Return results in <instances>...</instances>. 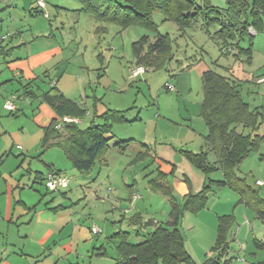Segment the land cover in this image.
Wrapping results in <instances>:
<instances>
[{"label": "crops", "instance_id": "obj_1", "mask_svg": "<svg viewBox=\"0 0 264 264\" xmlns=\"http://www.w3.org/2000/svg\"><path fill=\"white\" fill-rule=\"evenodd\" d=\"M76 1L80 4L79 11H81V2ZM17 3H21L24 13L28 8L31 15L44 16V10L39 8L35 0L0 2V264H85L87 257L89 260L95 256L107 257L108 241L115 246L112 254L113 260L107 263L118 264V239L115 236L122 231L123 224L119 222L124 221L125 216L118 218V221L115 218L111 229L107 224L105 229L101 227L102 232L99 235H94L91 231L94 226V223L90 222L91 217L86 219L78 216L72 199L65 191L71 186L53 195V192L47 190L45 179L50 171H58L75 179L80 185L87 180H92L90 174L94 173L98 162H101L102 166L109 165L107 154L110 152L111 143L117 136L114 127L122 123L114 124L115 139L111 141L110 147L97 160L89 173H81L74 169L61 148L51 147L47 150L42 148L45 129L53 121L59 119L55 109L45 100V94L51 89L56 87L66 99L85 110V114L79 118L78 125L81 128H87L93 121L102 123L101 116L113 109L102 107V98L99 95L103 87L97 84V81L93 82L96 79L91 80L90 78L88 83H82L81 75L85 72L84 65L80 66L77 72L70 73V62L64 55L65 46L58 43L53 28L38 26L34 32L33 29L25 27L23 22L26 17L23 19L20 9L15 8ZM43 18L50 19L51 16L49 14V17L44 16ZM5 26L8 27L5 29ZM250 32L254 34L256 31L250 29ZM176 58L174 54V59ZM189 59L188 57L187 60ZM176 62L179 69L183 71L181 74L172 76L174 90L171 91L165 87L167 92H171L163 96L167 99V104L162 105L159 101L149 109L153 123L155 122L156 136L149 134L148 139L153 142H140L141 151L131 162H140L154 157L158 164L156 180L149 179L148 184L151 190L160 194H163L161 190L152 187L151 182L158 181L169 188L171 195L163 194V196L170 204L171 210L174 203L183 204L186 196L196 193H194L190 178L184 175L181 179L177 175V165L172 163L164 152L160 154L154 152L153 145L168 146L174 153L179 152L183 156L185 151L209 152L206 140L209 128L202 117L203 85L202 93L197 94V97H192L191 91L193 76L202 82L204 73L211 68L203 58L200 60L195 58L194 61H187L186 64L178 58ZM89 67V70L94 69L96 64ZM132 67H135V61ZM262 75L264 74L250 76L243 68L240 73L235 74L234 72L231 77L240 85L243 94L244 87L250 81H255L258 86L264 85V83H258ZM93 78H95L94 75ZM253 78L256 80H250ZM92 83L95 89L92 88ZM75 87L77 96L73 91ZM88 87L93 93L91 96L88 95ZM249 91L251 90L248 89ZM12 95H16V109L10 112L5 108V103ZM171 100L176 103L175 108L171 107ZM263 105L262 102L261 106L256 107H264ZM137 117L138 121H143L140 115ZM128 140H132V143L136 141L134 138ZM120 152L123 153V151ZM169 155H172L170 151ZM210 155L214 154L209 152ZM65 157L71 167L64 161ZM185 159L187 160L186 157ZM78 173L81 175L79 176ZM162 174L166 176V179H160L159 175ZM82 175H87L86 179ZM169 178H173V181ZM206 184L208 183L206 182L204 186ZM215 189L213 188L208 195L206 208H209V200ZM135 195L138 197L135 198ZM78 197L81 198V196ZM85 197L87 200L89 194ZM142 199L144 200L143 197L140 199L133 189L130 190L131 206ZM169 220L170 213L166 222ZM148 221H152V224L146 226ZM128 223L134 228L137 238L141 237L142 233H148L149 229H152L150 232L154 231L156 225L162 224L149 216H144L140 211L131 216ZM249 224L252 225V222ZM232 232L231 229L230 250L226 258L228 261H231L233 257H240V252H232ZM187 251L193 258L194 264H205L207 257L215 255L206 246H203L200 252L195 250L192 253L188 248ZM202 254L204 258H201Z\"/></svg>", "mask_w": 264, "mask_h": 264}, {"label": "rangeland", "instance_id": "obj_2", "mask_svg": "<svg viewBox=\"0 0 264 264\" xmlns=\"http://www.w3.org/2000/svg\"><path fill=\"white\" fill-rule=\"evenodd\" d=\"M228 1L211 0L215 6L221 8L227 7ZM46 3V11L50 14V19H45L40 14L31 15L28 8L24 13L21 3H17L15 8L20 9L23 19L26 17L23 24L28 29H33L35 32L38 26L53 28L58 43L65 46L64 55L69 59L70 73L77 72L79 67L84 65L85 72L81 75L82 83H88L90 78L91 80L96 79L93 82L97 81V84L103 87L99 95L102 98V107L127 111L125 117L130 121L114 127L117 136L111 143L110 152L107 154L109 165L102 166L101 162H98L94 173L90 174L92 180H87L83 185L69 177L71 188L65 191L72 199L78 216L86 219L91 217L90 222L94 223V226L105 229L108 224L111 229L115 218L118 221V218L125 216V220L119 222L123 224L121 230L130 234L131 242L140 243L144 240L143 236H146V233H142L143 236L137 238L134 228L128 223L129 218L140 211L144 216L164 223L169 219L171 207L163 194L151 190L148 184L149 179H155L158 170L154 157L140 162H131L141 151L140 142H153L148 139V136L149 134L156 136L155 122L153 123L149 109L159 101L162 105L167 104V99L163 96L171 92L166 91V84H174L172 76L181 74L183 71L177 66L176 59L180 58L186 64L187 61H194L195 58L197 60L203 58L211 69L227 77H231L234 72L235 74L240 73L243 68L247 70L248 75L258 76L264 74V30L260 33H252L254 36L253 49L256 50V54L253 53L252 61L248 62V59L238 57L234 52L229 55L223 54L216 41L207 36L202 27L201 18L193 28L187 30L185 36H182L177 25L173 22H164V15L157 11L153 16L154 21L159 25L161 34H169L176 41L174 54L177 58L164 69H147L140 78L133 79L130 73L135 61L132 44L144 35L154 37L153 32L138 25L122 27L115 23L99 21L92 14L79 11L81 6L76 0H46ZM7 27L5 26V29ZM217 30L218 27L211 29L213 33ZM242 45L248 46V42L243 41ZM188 57L189 60H187ZM92 64L93 66L96 64V67L89 70ZM262 77L264 75L260 76ZM192 80V97H197V94L202 93V82L194 76ZM250 80H256V78ZM91 86L95 89L93 83ZM248 89L251 91L248 92ZM73 91L76 95V87ZM92 94L88 87V95ZM243 95L252 107L261 106L262 102L264 103V85L258 86L255 81H250L244 87ZM171 101V107L175 108L176 103ZM137 115H140L143 121H138ZM239 130L246 134L250 133V130H244L242 127H239ZM258 134L264 135V124ZM130 138L136 141L131 142V146L125 152L122 153L115 148L116 142ZM165 147L159 144L153 145L152 150L159 154L164 152L166 157L177 165V175L181 179L184 175L190 178L194 193L200 192L210 179L223 178L220 170L206 175L179 152L174 153L168 146ZM169 151L172 155H169ZM64 159L71 167L67 158ZM209 160L213 163L214 155H210ZM236 172L239 176L247 178V182L264 198V141L257 151L251 152L241 162ZM78 175L81 174L78 173ZM82 177L86 179L87 175H82ZM169 180L173 181V178ZM258 181L262 184L258 185ZM131 189L140 196V199L143 197L144 200L131 206L129 201ZM213 192L209 200V208L202 210L199 215L186 212L181 220L180 229L187 248L193 253L195 250L200 252L202 247L206 246L212 252L217 242L219 217L232 216L234 224L231 248L234 253L240 252V257H233L229 264H256L262 261L264 249H257L253 240L254 238L264 239V222L256 218L253 209L241 202L240 196L232 189L216 188ZM56 193L53 192V195ZM86 194H89L87 200ZM127 209L130 210L127 212ZM249 222H252V225ZM151 230L149 229V232ZM114 246L108 241L106 245L108 256H95L90 260L87 257L85 264H109L107 261L113 260ZM204 257L202 254L201 258ZM220 264H224V259Z\"/></svg>", "mask_w": 264, "mask_h": 264}, {"label": "trees", "instance_id": "obj_3", "mask_svg": "<svg viewBox=\"0 0 264 264\" xmlns=\"http://www.w3.org/2000/svg\"><path fill=\"white\" fill-rule=\"evenodd\" d=\"M81 11L92 14L104 23H115L122 27L142 26L155 35H144L132 44L135 66L148 70H160L169 66L174 60L176 41L169 34H161L159 25L154 21V13L159 11L165 22L177 25L182 36L187 30L202 19L206 34L216 41L223 54H232L251 62L254 53V36L264 30V0H229L227 7L215 6L211 0H79ZM218 27L214 33L211 29ZM247 41L248 46L242 42ZM204 99L202 117L209 128L206 137L209 152L214 154L215 161H209V152H183L187 160L196 168L210 175L222 171L223 179L211 180L196 194L185 197L183 204L174 203L170 220L156 225L152 232L146 233L144 240L133 243L128 232H118V264H194L186 248L185 239L180 229L181 220L186 212L198 214L206 208L208 195L213 188L228 187L235 191L241 202L255 212L256 218L264 222V198L248 182L247 178L237 174L236 168L253 151L259 149L264 135L258 134L264 124V107L253 108L245 100L240 85L232 78L219 74L214 69L202 77ZM45 100L55 109L59 119L45 129L42 148H61L74 169L89 173L97 160L110 147L115 139V123L129 122L125 112L108 110L101 116L102 123L93 121L87 128L78 123H65L57 128L63 117L80 118L85 114L73 101L66 99L55 87L45 94ZM250 130L246 134L240 131ZM132 140L119 141L115 147L126 151ZM161 180L165 175H159ZM151 186L160 189L167 196L169 188L158 181ZM152 221L146 222V226ZM232 216L219 217L216 245L205 264H229L226 260L229 250V235L233 227ZM257 249H264V239L254 238ZM256 264H264V259Z\"/></svg>", "mask_w": 264, "mask_h": 264}, {"label": "built area", "instance_id": "obj_4", "mask_svg": "<svg viewBox=\"0 0 264 264\" xmlns=\"http://www.w3.org/2000/svg\"><path fill=\"white\" fill-rule=\"evenodd\" d=\"M8 0H0V2H7ZM37 5L39 6L40 9L44 10L43 14L45 17H49V13L46 11V1L45 0H35ZM147 71V69L143 66H135L132 67L130 69V73H131V78H137L143 74H145ZM258 83H264V77L260 78L258 80ZM166 88L168 90H174L175 87L173 84L167 83L166 84ZM15 100H16V95H12L11 97H9L6 100L5 103V108L10 111L13 112L16 109L15 106ZM80 119L79 118H75V117H63L60 121V123L57 125V128H61L63 124L65 123H79ZM19 148H21L20 146H18ZM70 178L58 171H50L47 175H46V179H45V185L48 191L50 192H58L62 189H66L70 186ZM258 185H261L262 183L260 181H258L257 183ZM138 196L135 195V198H137ZM92 233L94 235H99L102 232V229L98 226H93L91 229Z\"/></svg>", "mask_w": 264, "mask_h": 264}]
</instances>
